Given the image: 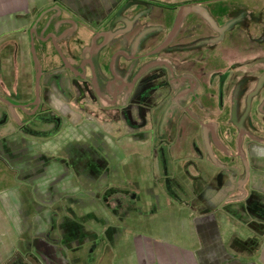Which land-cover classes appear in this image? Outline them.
Instances as JSON below:
<instances>
[{
	"label": "flooded vegetation",
	"instance_id": "1",
	"mask_svg": "<svg viewBox=\"0 0 264 264\" xmlns=\"http://www.w3.org/2000/svg\"><path fill=\"white\" fill-rule=\"evenodd\" d=\"M168 211L264 236V0H0V259L136 264Z\"/></svg>",
	"mask_w": 264,
	"mask_h": 264
},
{
	"label": "crops",
	"instance_id": "2",
	"mask_svg": "<svg viewBox=\"0 0 264 264\" xmlns=\"http://www.w3.org/2000/svg\"><path fill=\"white\" fill-rule=\"evenodd\" d=\"M194 213L168 211L165 218H188L187 225L165 226L164 230L154 233V257L150 259L142 253L136 264H264V236L257 229L247 225H220L208 227L206 224L192 223L189 219ZM219 235L214 237L213 232ZM171 233H174L173 235ZM176 234V236H175ZM255 237H258L255 239ZM148 244L150 241H147ZM9 244L5 242V246ZM123 262V261H121ZM36 264L30 259L17 257L1 258L0 264ZM130 260L122 264H131Z\"/></svg>",
	"mask_w": 264,
	"mask_h": 264
}]
</instances>
